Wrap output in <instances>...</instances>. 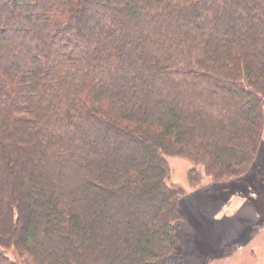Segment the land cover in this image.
<instances>
[{
	"label": "trees",
	"instance_id": "obj_1",
	"mask_svg": "<svg viewBox=\"0 0 264 264\" xmlns=\"http://www.w3.org/2000/svg\"><path fill=\"white\" fill-rule=\"evenodd\" d=\"M263 123L264 0H0V264H182L166 157L226 184Z\"/></svg>",
	"mask_w": 264,
	"mask_h": 264
},
{
	"label": "rangeland",
	"instance_id": "obj_2",
	"mask_svg": "<svg viewBox=\"0 0 264 264\" xmlns=\"http://www.w3.org/2000/svg\"><path fill=\"white\" fill-rule=\"evenodd\" d=\"M166 161L167 184L183 195L179 201L182 219L173 225L175 257L182 264H264V129L248 171L226 184H215L205 176L191 186L187 177L190 162L173 156ZM0 194L8 191L0 187ZM237 244L236 251L226 248ZM6 255L20 263L12 250Z\"/></svg>",
	"mask_w": 264,
	"mask_h": 264
}]
</instances>
